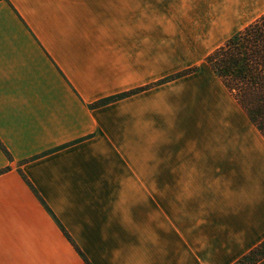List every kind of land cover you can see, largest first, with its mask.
Returning <instances> with one entry per match:
<instances>
[{
    "label": "crops",
    "instance_id": "crops-1",
    "mask_svg": "<svg viewBox=\"0 0 264 264\" xmlns=\"http://www.w3.org/2000/svg\"><path fill=\"white\" fill-rule=\"evenodd\" d=\"M121 5L0 0V264H80L73 241L89 252L96 226L104 234L94 205L122 154L109 134L122 101L104 103L122 94ZM247 208L183 213L182 249L154 264H236L264 242L262 210Z\"/></svg>",
    "mask_w": 264,
    "mask_h": 264
},
{
    "label": "rangeland",
    "instance_id": "rangeland-1",
    "mask_svg": "<svg viewBox=\"0 0 264 264\" xmlns=\"http://www.w3.org/2000/svg\"><path fill=\"white\" fill-rule=\"evenodd\" d=\"M230 1L122 0V94L104 101H122L109 132H121L122 154L111 151V191L94 205L104 234L96 226L89 252L72 240L80 264L166 260L183 247V213L200 207L245 202L264 218V137L206 63L264 15V0H238L244 11L216 18Z\"/></svg>",
    "mask_w": 264,
    "mask_h": 264
},
{
    "label": "trees",
    "instance_id": "trees-1",
    "mask_svg": "<svg viewBox=\"0 0 264 264\" xmlns=\"http://www.w3.org/2000/svg\"><path fill=\"white\" fill-rule=\"evenodd\" d=\"M206 63L264 137V15L217 48ZM263 248L264 242L236 264H258L264 252L249 258Z\"/></svg>",
    "mask_w": 264,
    "mask_h": 264
},
{
    "label": "bare ground",
    "instance_id": "bare-ground-1",
    "mask_svg": "<svg viewBox=\"0 0 264 264\" xmlns=\"http://www.w3.org/2000/svg\"><path fill=\"white\" fill-rule=\"evenodd\" d=\"M238 0H231L230 2H229V6H228V11H227V13L228 14H230L231 13V11H233L234 9H235V7H236V5L238 4ZM231 4V5H230Z\"/></svg>",
    "mask_w": 264,
    "mask_h": 264
}]
</instances>
